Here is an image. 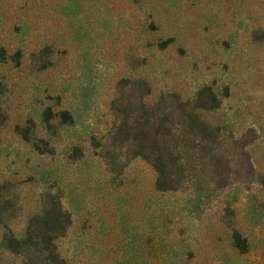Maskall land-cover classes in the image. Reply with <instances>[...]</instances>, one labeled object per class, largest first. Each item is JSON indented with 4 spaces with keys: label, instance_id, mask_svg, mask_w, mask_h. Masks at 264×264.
<instances>
[{
    "label": "rangeland",
    "instance_id": "rangeland-1",
    "mask_svg": "<svg viewBox=\"0 0 264 264\" xmlns=\"http://www.w3.org/2000/svg\"><path fill=\"white\" fill-rule=\"evenodd\" d=\"M47 194L66 264H264V0H0V236Z\"/></svg>",
    "mask_w": 264,
    "mask_h": 264
},
{
    "label": "trees",
    "instance_id": "trees-1",
    "mask_svg": "<svg viewBox=\"0 0 264 264\" xmlns=\"http://www.w3.org/2000/svg\"><path fill=\"white\" fill-rule=\"evenodd\" d=\"M175 100L180 102L178 96ZM192 117L197 118L195 113ZM68 225L69 215L62 210L59 201H52L47 194L43 196L40 210L27 218L23 232L16 236L8 227L0 236V245L3 251L19 255V264H66L55 252L54 242Z\"/></svg>",
    "mask_w": 264,
    "mask_h": 264
}]
</instances>
